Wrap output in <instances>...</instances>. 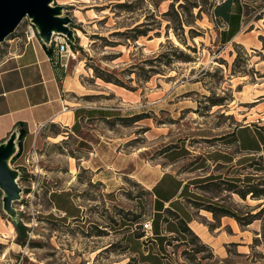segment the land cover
<instances>
[{
    "label": "rangeland",
    "instance_id": "1",
    "mask_svg": "<svg viewBox=\"0 0 264 264\" xmlns=\"http://www.w3.org/2000/svg\"><path fill=\"white\" fill-rule=\"evenodd\" d=\"M243 1L245 31L264 43V0ZM218 2L51 0L60 7L59 15L71 19V40L56 35L70 45L66 68L81 92L71 93L66 104L77 107V117L72 131L60 120L42 128V138L50 135L51 142L42 144L41 154L35 149L26 160L33 148L18 161L9 158L18 189L8 192L0 185V264H264V195L249 192L242 197L233 190L264 192V145L259 155L243 147L232 132L258 116L249 115L250 106L240 100L255 99L264 116V56L241 44L222 43L218 28L226 22L214 15ZM223 3L233 4L235 14L243 8L242 0ZM28 21L21 22L17 35H23ZM134 29L146 34L131 39ZM35 32L42 41L36 25ZM8 55L4 41L0 64ZM93 67L114 71L126 86L96 77ZM255 124L264 142V120ZM246 133L240 130L239 135ZM60 135L68 138L61 140ZM173 148H178L177 170L188 180L191 190L185 195L194 207L213 203L242 217L259 212L253 224L243 226V253L232 242L217 248L206 242L219 234L213 231L219 217L215 222L203 208L210 220L199 219L210 234L197 226L202 236L191 227L194 233L163 236L150 230L144 247L150 244L153 261L145 262L136 235L145 233L144 221L154 223L158 215L146 186L153 180L154 165ZM93 152H100L95 156L100 177L75 167L76 157L86 161ZM225 152L229 164L211 167V160ZM49 168L55 170L52 178L45 172ZM54 182L59 189L72 187L75 201L83 206L82 218L69 220L53 207L48 192ZM225 233H233L231 225Z\"/></svg>",
    "mask_w": 264,
    "mask_h": 264
},
{
    "label": "crops",
    "instance_id": "2",
    "mask_svg": "<svg viewBox=\"0 0 264 264\" xmlns=\"http://www.w3.org/2000/svg\"><path fill=\"white\" fill-rule=\"evenodd\" d=\"M223 2L224 0H219L217 7L215 6L214 9L215 17L222 23L226 22L225 27L219 25L218 28L222 43L226 47L241 44L245 48L253 50V52L259 50L264 56V43L251 31H245L244 1L242 0L243 8L240 9L241 11L238 14H235L233 4L225 6ZM8 44L9 55L0 64V145H7L10 141L12 142L10 158L12 159L14 156L12 161L15 162L24 155L29 154L33 148L38 149L41 154L42 144L51 142L49 141L50 135L45 136V139L42 138V128L47 123L59 122L60 120L65 129L72 131L77 117V107L68 108L66 103L69 101L68 97L71 93L81 91H79L80 87L75 77L69 73L68 68L59 62L55 47H52L51 52L47 51V46L49 47L50 43H45L38 37L26 41L24 38L16 36L11 38ZM240 102L250 106L249 115L257 113L258 116L254 120L250 119L247 123L238 125L236 130L232 131L233 136L237 137L238 142L244 145L243 147L254 150L260 155L263 152L264 142H262L261 131L255 124V120H261V122L264 120L262 111L258 110L260 103H257L255 99L240 100ZM22 126L27 127L28 132L20 140L19 133ZM244 129L247 130L246 135L248 136L246 137L239 135L240 130ZM60 137L61 140L68 138L65 135H60ZM175 149L163 153V156L159 159V164H155L152 168L153 180H149L146 186L153 197V210L158 214L156 220L152 223L151 233H156V236H163L164 233L176 234L175 231L182 232L179 222L184 220L199 236H202V234L194 226L200 227L201 232L206 231L207 234H210L207 224L199 219L203 216L210 220V217L203 213V208L194 207L188 201L189 196L185 195L191 189L188 180L177 170V165L181 162V159L179 156L176 157ZM99 154L100 152H93L94 157L86 161L76 157L75 167L83 166V168L91 169L94 171L95 176L100 177L101 164L97 167L95 165L100 163V160L96 158ZM167 154L171 156V159L165 157ZM224 154L226 156H216L212 159L211 167L218 163L229 164L227 162L229 160L228 153L225 152ZM235 158H233V162ZM91 161H93L94 166L91 165ZM85 163L88 165H85ZM67 164L68 171L71 172V161H67ZM17 165L26 166L25 163H18ZM45 172L48 178L55 176L54 168L46 169ZM55 185L56 182L52 183L48 192L53 207L63 215H67L69 220L82 218L83 206L75 201L74 195L71 193L72 187L67 186L59 189ZM182 187L184 190L179 194ZM63 196L67 197V201L63 200ZM175 201L177 202L176 206L174 205ZM207 212L211 214L214 220L217 219L214 218L212 212ZM231 219L235 218L228 215L220 216L219 222L213 227V231L218 230L219 234L212 236L213 241L206 242H211L210 244L214 248L225 247V245L232 242L236 245L238 252L243 253L244 251L241 248L247 247L245 245L246 230L235 219L233 221L238 225V229H236ZM254 221L248 225L253 224ZM227 225H231L233 230L230 236L225 233V226ZM163 228H165V232H163ZM136 240L142 245L145 256L143 258L139 254V257L145 259V262L153 261V257L150 256V244H147L146 248L144 247V242L148 240L139 235H136ZM152 255L156 256L157 254L152 253Z\"/></svg>",
    "mask_w": 264,
    "mask_h": 264
},
{
    "label": "water",
    "instance_id": "3",
    "mask_svg": "<svg viewBox=\"0 0 264 264\" xmlns=\"http://www.w3.org/2000/svg\"><path fill=\"white\" fill-rule=\"evenodd\" d=\"M49 0H0V44L14 35L22 20L28 15L33 21H39L41 31L46 38L42 39L49 43L51 41V29L56 28V34H64L71 40L72 30L69 27L71 19L69 16L59 15V6L47 3ZM34 16V17H33ZM12 142L0 145V185L8 192L17 190L15 184V173L6 165L3 159L10 156Z\"/></svg>",
    "mask_w": 264,
    "mask_h": 264
},
{
    "label": "trees",
    "instance_id": "4",
    "mask_svg": "<svg viewBox=\"0 0 264 264\" xmlns=\"http://www.w3.org/2000/svg\"><path fill=\"white\" fill-rule=\"evenodd\" d=\"M120 6H127V5H126V3H120ZM128 30H131V29H128ZM128 32L129 31L124 32V33L127 34ZM134 32H136V35H132V36H128V37H130L131 39H137L139 35L146 34L145 31H142V30L138 31L137 29H134ZM70 44H71V46H74L72 43H70ZM53 46H54L53 43L50 44L49 47L47 46V51L51 52ZM157 58L158 57H156V59ZM152 60L153 59H149V60H146V61H152ZM187 60H191V59H187ZM93 69H94L96 77H99V78L103 79L106 82H113L115 84L126 86L124 83H122L118 79V77L115 75L114 71L101 70V69H98L97 67H93ZM27 132H28L27 127L22 126L21 129H20V133H19V139L22 140L24 138V136L27 134ZM13 158H14V156L12 157V159ZM219 180L221 181L223 179L220 178ZM224 189H227V188H224ZM232 189L233 188H230L229 190H232ZM233 190L235 192H237L239 195H241L242 197H245L246 194L249 193V192H252V195L255 196V197H259L261 195H264L263 191L255 192L253 189L248 190V191H242L240 189L234 188ZM202 208H205L206 210L212 212L214 218H218V217L223 216V215H228V216L234 217L241 226L248 225V224L252 223L255 219L258 218V215H259V212H257V213H247L245 215L246 217H242V216L237 215L236 213L230 211V209H228L226 207L218 206V205H215L213 203H208L207 205H205V207H202ZM179 227H180V229H181V231L183 233L193 232L192 229L188 226V223L185 222L184 220H180ZM17 228L19 229L20 233H23L24 232L23 230H25V227L23 225H21V224H18ZM23 234H25V233H23ZM139 236L142 237L143 234H141ZM19 239H21V238H19ZM23 240L25 241L26 239L24 238Z\"/></svg>",
    "mask_w": 264,
    "mask_h": 264
},
{
    "label": "built area",
    "instance_id": "5",
    "mask_svg": "<svg viewBox=\"0 0 264 264\" xmlns=\"http://www.w3.org/2000/svg\"><path fill=\"white\" fill-rule=\"evenodd\" d=\"M25 19L26 20L28 19L29 21L23 30V35H17L14 32L15 36H13V37L20 36V37H23L26 41H31L32 39H34L36 37V32H35V25L36 24L33 21L32 17H30L28 15L22 20V22L25 21ZM13 37L8 38V40L6 39V41L9 42L11 40V38H13ZM59 38H60V36L55 34L52 36L51 41L49 43L50 44L53 43V45L55 47L56 54L59 57V62L61 63V65H63L64 67H67L69 56H70L69 53H67V52H69L70 45L66 41V39L61 40ZM35 152H36V150L33 149L31 155H29V158L27 157L26 160H29L30 157L33 156ZM142 228L145 231L142 238H147L150 230L152 229V221L151 220L144 221L142 223Z\"/></svg>",
    "mask_w": 264,
    "mask_h": 264
},
{
    "label": "bare ground",
    "instance_id": "6",
    "mask_svg": "<svg viewBox=\"0 0 264 264\" xmlns=\"http://www.w3.org/2000/svg\"><path fill=\"white\" fill-rule=\"evenodd\" d=\"M50 2H51V0H49V1H47V3H49L50 4ZM34 17V16H33ZM35 24H36V26H37V29L39 30V31H41V26H40V23H39V21H35ZM57 33V30H56V28L55 27H53L52 29H51V34L52 35H55ZM42 37L44 38V39H46L43 35H42ZM52 37V36H51ZM9 158H10V156L9 157H7L6 159H3V161L6 163V165L8 166V164H9ZM9 167V166H8ZM10 168V167H9ZM16 177V176H15ZM15 179V178H14ZM11 228H12V226H11ZM13 229V228H12Z\"/></svg>",
    "mask_w": 264,
    "mask_h": 264
}]
</instances>
